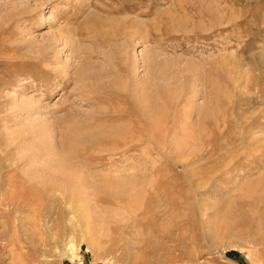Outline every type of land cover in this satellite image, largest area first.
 Returning <instances> with one entry per match:
<instances>
[{"label": "rangeland", "instance_id": "obj_1", "mask_svg": "<svg viewBox=\"0 0 264 264\" xmlns=\"http://www.w3.org/2000/svg\"><path fill=\"white\" fill-rule=\"evenodd\" d=\"M0 264H264V0H0Z\"/></svg>", "mask_w": 264, "mask_h": 264}, {"label": "trees", "instance_id": "obj_2", "mask_svg": "<svg viewBox=\"0 0 264 264\" xmlns=\"http://www.w3.org/2000/svg\"><path fill=\"white\" fill-rule=\"evenodd\" d=\"M233 254H234V252H232V251L227 253V255H233Z\"/></svg>", "mask_w": 264, "mask_h": 264}]
</instances>
